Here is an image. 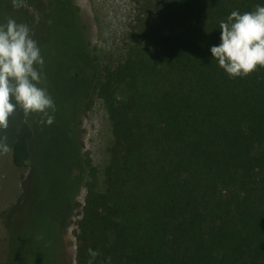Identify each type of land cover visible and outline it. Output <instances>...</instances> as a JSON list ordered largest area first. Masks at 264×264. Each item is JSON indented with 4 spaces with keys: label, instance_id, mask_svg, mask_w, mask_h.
<instances>
[{
    "label": "trees",
    "instance_id": "obj_1",
    "mask_svg": "<svg viewBox=\"0 0 264 264\" xmlns=\"http://www.w3.org/2000/svg\"><path fill=\"white\" fill-rule=\"evenodd\" d=\"M261 3L136 0L124 56L92 86L111 132L101 182L72 140L69 200L85 188L74 264L88 249L95 264H264V68L230 78L209 53L219 21ZM20 117L11 160L27 169L32 130ZM36 218L50 240L56 224Z\"/></svg>",
    "mask_w": 264,
    "mask_h": 264
},
{
    "label": "rangeland",
    "instance_id": "obj_2",
    "mask_svg": "<svg viewBox=\"0 0 264 264\" xmlns=\"http://www.w3.org/2000/svg\"><path fill=\"white\" fill-rule=\"evenodd\" d=\"M36 1L0 0V24L12 19L29 27L44 59L40 86L55 104L51 125L43 123L41 114L26 115L17 108L8 127L0 131L12 149L21 113L32 130L27 169L13 166L11 151L0 154V264H60V230L65 261L74 264L75 224L85 188L82 185L74 201L69 200L68 184L78 174L71 153L76 144L102 181L111 132L101 101L92 96V86L96 72L124 56L137 4L136 0H68L63 5L74 18L66 26L60 2L49 14L54 0H39L42 9ZM64 33L70 41L60 46ZM37 215L57 226L48 241L52 229L37 227Z\"/></svg>",
    "mask_w": 264,
    "mask_h": 264
},
{
    "label": "clouds",
    "instance_id": "obj_3",
    "mask_svg": "<svg viewBox=\"0 0 264 264\" xmlns=\"http://www.w3.org/2000/svg\"><path fill=\"white\" fill-rule=\"evenodd\" d=\"M219 42L209 47L211 59L230 78H243L257 67L264 68V0L253 11H232L218 23ZM44 59L30 29L9 19L0 24V131L17 108L27 114H41L45 125L54 121L55 104L40 86ZM0 137V154L11 151ZM87 264H95L100 253L88 249Z\"/></svg>",
    "mask_w": 264,
    "mask_h": 264
},
{
    "label": "flooded vegetation",
    "instance_id": "obj_4",
    "mask_svg": "<svg viewBox=\"0 0 264 264\" xmlns=\"http://www.w3.org/2000/svg\"><path fill=\"white\" fill-rule=\"evenodd\" d=\"M36 2H37V4H39L38 9H42V6H43V5H42V2L39 1V0H37ZM58 2H60V0H54L53 2H51V3L49 4V14H51V13L53 12L55 4H57ZM40 5H41V6H40Z\"/></svg>",
    "mask_w": 264,
    "mask_h": 264
}]
</instances>
